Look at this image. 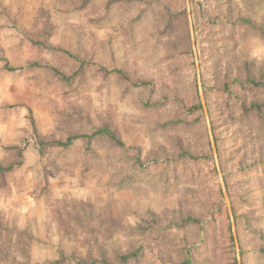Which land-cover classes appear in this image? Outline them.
<instances>
[{
    "label": "trees",
    "instance_id": "obj_1",
    "mask_svg": "<svg viewBox=\"0 0 264 264\" xmlns=\"http://www.w3.org/2000/svg\"><path fill=\"white\" fill-rule=\"evenodd\" d=\"M255 2V0H251ZM80 11L120 12L117 30L131 44L140 27L146 36L140 46L157 53L165 67V78L156 84L151 74L129 71L125 64L114 69L125 89L136 88L148 95L138 109L141 121L156 141L144 158L140 151L131 154L118 128L107 117L92 126L85 107L72 104L61 115L60 135L38 136L41 157L51 148H69L82 140L87 156L97 158L93 145L110 157L121 153L130 174L115 179L117 190L136 189L138 174H152L164 180L167 189L182 187V197L172 208L159 214L145 213L139 226L146 241L162 250V264H239L231 218L213 155L209 126L201 102L186 0H66ZM233 0H190L198 63L210 130L216 145L219 165L231 202L241 264H264V62L241 60L238 56L237 31L251 27L264 37V20L254 22L236 12ZM99 21V20H97ZM53 55L79 64L72 71L56 65L47 68L64 85L79 77L86 61L68 50L40 43ZM85 124L82 128H76ZM36 131V128H34ZM19 162L0 171L20 167ZM54 165H56L54 163ZM46 166H43V169ZM46 172L45 170H43ZM55 167V174L60 172ZM60 228L71 241L81 242L85 255L67 258L63 251L50 264H147L144 248L132 244L127 250H110L109 237L122 227L110 207L72 200L63 204ZM189 229L199 231L197 242L187 244L178 235ZM82 236V238H80ZM7 249L25 251L33 236L18 227L8 228L0 215V241ZM13 239V241H9ZM1 254V250H0Z\"/></svg>",
    "mask_w": 264,
    "mask_h": 264
},
{
    "label": "rangeland",
    "instance_id": "obj_2",
    "mask_svg": "<svg viewBox=\"0 0 264 264\" xmlns=\"http://www.w3.org/2000/svg\"><path fill=\"white\" fill-rule=\"evenodd\" d=\"M68 4L66 0H0V167L21 160L12 147L21 148L23 156L20 167L0 171V215L8 228L16 226L33 236L28 257L25 251L7 249L1 239L0 264H50L61 251L67 258L85 255L82 243L68 239L60 228L63 204L72 200L109 206L121 219L122 227L109 237L110 250L125 251L132 244L140 245L147 264H162L158 261L162 250L146 241L139 226L145 213L163 214L172 208L182 197L181 186L173 184L168 190L164 180L147 173L138 174L136 189L117 190L111 186L115 179L130 174L122 154L107 157L93 145L98 157L87 156L82 140L66 149H47L44 157L40 155L38 136H59L62 113L76 103L85 107L93 127L99 120L111 118L131 154L140 151L144 158L155 141L165 142L162 136L153 139L148 125L141 121L138 106L148 93L125 89L114 72L127 61L129 71L140 70L142 76L149 73L156 84L165 78L158 54L140 46L146 36L145 25L131 44L117 30L122 21L119 11L100 15ZM232 7L256 23L264 20V0H233ZM187 11L191 31L190 0ZM237 41L241 60L264 62L261 32L243 26L237 31ZM40 43L68 50L87 62L71 85L64 86L47 66L70 72L78 62L53 55ZM56 166L61 171L55 174ZM178 235L192 245L199 231L189 229Z\"/></svg>",
    "mask_w": 264,
    "mask_h": 264
},
{
    "label": "water",
    "instance_id": "obj_3",
    "mask_svg": "<svg viewBox=\"0 0 264 264\" xmlns=\"http://www.w3.org/2000/svg\"><path fill=\"white\" fill-rule=\"evenodd\" d=\"M187 4H188V8H189V0H187ZM189 18H190V23H191L192 45H193V51H194L195 60H196V66H197V75H198V85H199L200 98H201V102L203 104V107H204V110H205V113H206L207 123H208V126H209V132H210V139H211V144H212V149H213V155H214V159H215V162H216V165H217V170H218V173H219V178H220L222 192H223L224 199H225V204L227 206V209H228V212H229V216L231 218L233 235H234V238H235V244H236V249H237L238 263L241 264V259H240V254H239V245H238V241H237V234H236V228H235V221H234V217H233V212H232V208H231V202H230V199H229L226 187H225L223 174H222V171H221V168H220V165H219L218 153H217L216 145L214 143L212 132L210 130L209 117H208V114H207V109H206V105H205V98H204L203 91H202V84H201V77H200V69H199V65H198L196 42H195L194 30H193V25H192V22H191V14H190V12H189Z\"/></svg>",
    "mask_w": 264,
    "mask_h": 264
}]
</instances>
